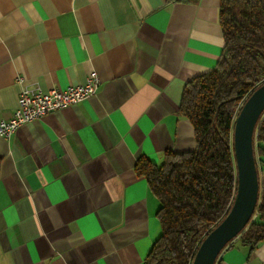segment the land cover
<instances>
[{
	"label": "crops",
	"instance_id": "1",
	"mask_svg": "<svg viewBox=\"0 0 264 264\" xmlns=\"http://www.w3.org/2000/svg\"><path fill=\"white\" fill-rule=\"evenodd\" d=\"M219 0H0V121L25 88L95 94L0 136V264H143L159 202L135 174L144 155L196 147L178 113L184 85L224 41ZM222 264H264L238 240Z\"/></svg>",
	"mask_w": 264,
	"mask_h": 264
},
{
	"label": "trees",
	"instance_id": "2",
	"mask_svg": "<svg viewBox=\"0 0 264 264\" xmlns=\"http://www.w3.org/2000/svg\"><path fill=\"white\" fill-rule=\"evenodd\" d=\"M218 23L221 54L212 70L184 85L178 108L193 127L195 149L166 150L159 164L141 155L134 164L135 174L146 180L159 202L161 233L143 264H191L201 240L234 198L233 122L244 98L264 82V0H219ZM254 137L258 203L245 228L225 245L238 240L250 251L264 240V180L259 177L264 169V112ZM214 264H222L221 259Z\"/></svg>",
	"mask_w": 264,
	"mask_h": 264
},
{
	"label": "water",
	"instance_id": "3",
	"mask_svg": "<svg viewBox=\"0 0 264 264\" xmlns=\"http://www.w3.org/2000/svg\"><path fill=\"white\" fill-rule=\"evenodd\" d=\"M264 112V82L243 101L233 122L232 148L236 191L230 209L201 240L191 264H214L225 245L250 221L258 203L259 180L254 155V131Z\"/></svg>",
	"mask_w": 264,
	"mask_h": 264
},
{
	"label": "built area",
	"instance_id": "4",
	"mask_svg": "<svg viewBox=\"0 0 264 264\" xmlns=\"http://www.w3.org/2000/svg\"><path fill=\"white\" fill-rule=\"evenodd\" d=\"M99 84L96 71H90L85 81L78 85H67L62 89L53 87L46 91L23 89L12 117L0 121V136L8 138L20 125L95 94Z\"/></svg>",
	"mask_w": 264,
	"mask_h": 264
},
{
	"label": "rangeland",
	"instance_id": "5",
	"mask_svg": "<svg viewBox=\"0 0 264 264\" xmlns=\"http://www.w3.org/2000/svg\"><path fill=\"white\" fill-rule=\"evenodd\" d=\"M259 177H260V180H264V169L261 170Z\"/></svg>",
	"mask_w": 264,
	"mask_h": 264
}]
</instances>
